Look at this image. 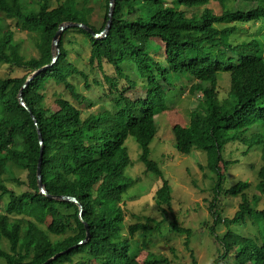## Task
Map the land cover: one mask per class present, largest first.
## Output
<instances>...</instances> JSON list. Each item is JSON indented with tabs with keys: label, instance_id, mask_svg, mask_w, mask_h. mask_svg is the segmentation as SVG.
I'll return each instance as SVG.
<instances>
[{
	"label": "trees",
	"instance_id": "1",
	"mask_svg": "<svg viewBox=\"0 0 264 264\" xmlns=\"http://www.w3.org/2000/svg\"><path fill=\"white\" fill-rule=\"evenodd\" d=\"M87 1L60 0L54 6L52 0H0V63L26 70L22 75L0 77V264H42L84 240L86 223L91 232L88 241L50 264L72 263L77 255L80 264H168L166 256L134 242L137 233L149 229L150 217L138 216L127 223L122 205L141 180L128 172L133 165L126 145L129 136L142 146L146 174L164 176L159 161L150 156L158 113L169 116L180 153L188 154L193 147L206 153V165L201 167L217 176L216 195L223 191L235 161L226 157L228 143L244 141V153L255 148L264 161V45L257 37L236 39L239 23L264 21V0H218L223 7L220 13L205 8L200 14L188 11L211 0H116L107 35L95 37L82 27H69L63 31L60 53L53 62L52 42L60 25L66 21L89 24L87 14L92 9ZM109 1L104 0L102 25H91L98 32L108 22ZM6 19L32 32L37 55H25ZM72 28L87 34L92 64L102 67L107 58L114 66L115 75L105 74L114 110L102 106L83 117L81 108L63 96L46 102L45 89L52 81L63 83L78 102L88 100L69 79L79 73L86 88L91 87L88 74L76 67L65 45ZM151 49L155 53L162 49L166 66ZM52 62L27 82L29 75ZM170 70L193 75L191 90L202 93L188 116L177 108L180 87L167 77ZM224 75L229 78V93L221 97L219 81ZM21 90L31 111L19 99ZM253 126L251 136H244ZM39 128L46 188L52 195L75 196L83 205L82 214L76 201L42 192L37 175L42 150ZM13 165L27 171L25 178L15 176L24 190L5 182ZM259 175L258 188L264 193V165ZM249 187L248 181L240 179L224 189L226 195L242 197L232 218L213 211L209 232L223 246L216 264L233 256L234 264H264V207L251 206ZM157 198L171 204L167 178L157 189ZM219 222L227 226L222 235L216 226ZM240 223L253 225L255 232L233 230L232 225ZM173 227L186 233L189 246L194 230L177 220Z\"/></svg>",
	"mask_w": 264,
	"mask_h": 264
},
{
	"label": "rangeland",
	"instance_id": "2",
	"mask_svg": "<svg viewBox=\"0 0 264 264\" xmlns=\"http://www.w3.org/2000/svg\"><path fill=\"white\" fill-rule=\"evenodd\" d=\"M62 1V0H61ZM60 0H52L54 6L58 5ZM86 5L91 7V11L87 14V22L90 25L100 27L105 19L106 9L104 0H88ZM83 3H80V7ZM205 8H211L214 13H220L223 9L218 0H211L206 5L195 6L191 12L200 14ZM1 16L5 18V14L1 12ZM6 24L15 31V36L22 44L25 55L29 58L38 54L36 42L32 32L22 29L10 19H6ZM239 29L236 33V39L239 41L257 37L261 44L264 45V21L258 20L253 25L250 22H241L238 24ZM78 30L72 28L67 33L65 45L70 48L69 57L76 67L88 74V81L91 87L85 86V79L79 73H73L69 79L75 84L77 89L88 99L85 102H78L75 97L67 90L63 83L55 81L47 83L45 93L47 95L46 102L51 104L56 98L63 96L82 110V116L86 117L98 107L106 106L114 110L113 99L108 97L111 95L108 88V81L105 74L115 75L114 66L104 58L102 67L98 63L92 64L91 46L89 39ZM71 41V42H70ZM156 59L160 60L161 65L166 66L167 62L164 58L162 49L154 52L150 50ZM26 72L23 68L16 70L11 66L0 63V77L12 75H22ZM78 72V71H75ZM134 75V73H133ZM135 77V76H134ZM172 83L177 84L180 88L175 101L177 108L184 114L189 113L196 107L199 97L202 96L200 91L193 92L191 90L193 75L188 72H174L170 70L167 75ZM139 81L142 78H137ZM124 80L119 85L124 84ZM219 89L221 97H226L229 93L228 75L221 77L219 81ZM90 101V106L88 102ZM170 102V101H169ZM171 103V102H170ZM186 117V116H185ZM158 124V133L151 142L150 156L159 161L164 171V176L154 173L146 174V166L141 161L140 155L142 146L133 136H129L126 140L133 165L128 168V172L132 177L140 176L139 183L134 186V191L130 196L122 202L126 212L127 223L135 222L138 216L150 217L148 221L149 229L136 234L134 242L138 245L146 244L147 247L154 250L160 255L169 259L168 264H216L217 258L221 254L222 244L218 242L215 235L209 232V226L213 224V211L218 210L222 216L233 217L239 209L242 200L241 195H226L224 189L235 184L242 179L250 183L247 190L250 198L251 206L259 208L264 207V193L258 188L261 179L259 170L264 165V161L260 153L253 146L248 154H245L247 144L244 141H233L225 147L227 158L235 160L223 181V191L216 195L215 186L217 176L208 168L203 169L201 164L206 165V153L196 147H193L188 154L180 153L177 150L175 135L169 116L166 113L156 114ZM256 130L253 126L244 133V136L250 137ZM12 172L5 174L4 178L9 187H14L17 191L24 190V184L20 185L15 181V176L25 178L27 171L12 166ZM164 178L169 180L170 192L172 194L171 204L160 202L157 198V189L163 184ZM217 200H214V198ZM215 206L212 208V203ZM1 208V207H0ZM177 220L178 224L184 228L194 230L192 240L189 246L186 244V233L179 232L173 227V222ZM218 233L224 234L227 226L222 222L216 224ZM253 225L233 224L232 228L244 234H253L255 232ZM80 255L74 257V262L65 264H80ZM235 259L229 257L224 264H234Z\"/></svg>",
	"mask_w": 264,
	"mask_h": 264
},
{
	"label": "water",
	"instance_id": "3",
	"mask_svg": "<svg viewBox=\"0 0 264 264\" xmlns=\"http://www.w3.org/2000/svg\"><path fill=\"white\" fill-rule=\"evenodd\" d=\"M109 18H108V22H107V25L104 29V35L108 33V30L110 29L111 27V24H112V17H113V13H114V10H115V4H116V0H110L109 1ZM70 26H79V27H83L85 28L86 30H88L89 32L93 33L95 36H97L98 34H96L95 30L90 27L89 25L83 23V22H77V21H66V22H63L54 39H53V43H52V48H53V52H54V61L58 58V53L60 51V48H59V42H60V39H61V36H62V33L65 29H67L68 27ZM49 65H45L42 69H47ZM37 72V71H35ZM19 99L21 101V103L27 107L30 111V107L27 105V103L25 102V99L23 97V91L20 92V96H19ZM33 118L36 120V116L33 114ZM39 139H40V142L42 144V150H41V156H40V159H39V164H38V171H37V175H38V182H39V186L42 190V192L46 193L47 195L49 196H53L57 199H64V200H72V201H76L80 207V214H82V211H83V205L82 203L75 197V196H71V195H65V194H60V195H52L48 192V189L46 188V184L44 183L43 181V176H42V160H43V150H44V145H43V142H44V139H43V135H42V132L39 128ZM86 228H87V236L84 240H81L80 242L56 253L55 255H53L52 257H50L49 259H47L44 263L42 264H50L54 259H56L58 256L64 254V253H67L69 252L72 248H75L77 247L80 243H85L88 241V239L91 237V232H90V228L88 226V224L86 223Z\"/></svg>",
	"mask_w": 264,
	"mask_h": 264
},
{
	"label": "clouds",
	"instance_id": "4",
	"mask_svg": "<svg viewBox=\"0 0 264 264\" xmlns=\"http://www.w3.org/2000/svg\"><path fill=\"white\" fill-rule=\"evenodd\" d=\"M109 3H110V2H109ZM115 5H116V4H115ZM108 15H109V12H108ZM77 22H78V21H77ZM83 23H85V22H83ZM85 24H87V23H85ZM87 25H89V24H87ZM106 25H107V24H106ZM89 26L92 27L91 25H89ZM70 27H73V26H70ZM78 27H79V26H78ZM105 27H106V26H105ZM68 28H69V27H68ZM82 28H83V27H82ZM92 28H93V27H92ZM84 29H85V28H84ZM104 29H105V28H104ZM104 29L101 30L100 32H98V31L95 30L96 34H98L97 36H95L93 33H92V34H93L95 37H103V36L107 35V34L104 35V32H103ZM65 30H66V29H65ZM87 31H88V30H87ZM108 31H109V30H108ZM90 33H91V32H90ZM62 34H63V33H62ZM61 37H62V36H61ZM60 40H61V39H60ZM52 43H53V42H52ZM59 48H60V42H59ZM52 49H53V48H52ZM59 53H60V51H59ZM59 53H58V56H59ZM56 60H57V59H56ZM56 60H55V61H56ZM53 62H54V57H53ZM53 62H52V63H49V64H46V65H49V66H50V65L53 64ZM44 66H45V65H44ZM44 66H43V67H44ZM49 66H48V67H49ZM43 67H41L40 69H37V70H36L37 72L34 71L31 75H29V77H28V79H27V82H29V81L32 79V77H33L36 73H38L40 70H44V69H42ZM26 85H27V83L24 84L23 87H25ZM21 91H22V90H21ZM21 91H20V92H21ZM19 96H20V94H19ZM23 97H24V96H23ZM25 102H26V101H25ZM154 138H155V137H154Z\"/></svg>",
	"mask_w": 264,
	"mask_h": 264
}]
</instances>
